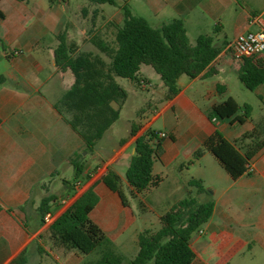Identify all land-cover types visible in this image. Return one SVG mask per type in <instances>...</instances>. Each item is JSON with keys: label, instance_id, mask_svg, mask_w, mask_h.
<instances>
[{"label": "crops", "instance_id": "0c3cea01", "mask_svg": "<svg viewBox=\"0 0 264 264\" xmlns=\"http://www.w3.org/2000/svg\"><path fill=\"white\" fill-rule=\"evenodd\" d=\"M122 1L135 3L137 15L152 26L180 18L188 38L212 34L221 48L198 76H180L179 89L170 98H164L162 81L152 87L147 79H140L144 85L129 79L125 88L128 97L119 118L90 148L53 107L73 82L72 73L59 71L53 59L65 12L53 11L52 5L48 11H41L37 0H0L4 14L0 18V264H11L20 254L26 257L24 264H52L45 263V257L57 263L59 259L70 264L81 261L80 251L66 248L50 236L49 225L88 188H93L99 198L89 217L119 253L137 245L140 231L159 229V217L190 191L200 201L214 202L212 214L199 228L201 232L197 230L190 237L194 252L190 264H264V147L251 159L254 170L237 178H232L208 150L194 157V151L216 129L233 143L264 118V82L252 91L237 75L243 64L264 66V52L237 58L228 47L238 33L257 30L264 24V0ZM93 8L98 10L97 16L108 21L122 20L118 6L112 10L99 5ZM215 27L218 31L214 33ZM81 31L85 34V29ZM84 42L87 50H78L98 52L89 40ZM138 89L147 90L151 98H142L141 105L125 111ZM227 97L251 107L253 102L248 99L255 98L260 102V118L250 116L242 124L208 118L206 110ZM158 118L169 129L161 152L153 160L152 174L158 183L132 193L124 177L125 166L134 153L135 139L153 129ZM132 123L139 127L130 135ZM123 138L125 142L120 143ZM78 153L84 155V166L74 180L69 159ZM108 170L120 175L127 205L102 182ZM170 176V188L163 198L154 197ZM190 179H200L207 193L197 194L188 185ZM64 180L72 181L71 189L64 186ZM47 194L56 196L49 204L50 223L44 222L39 211ZM162 203L164 207L159 208ZM147 211L153 215L148 217Z\"/></svg>", "mask_w": 264, "mask_h": 264}, {"label": "trees", "instance_id": "16d2710c", "mask_svg": "<svg viewBox=\"0 0 264 264\" xmlns=\"http://www.w3.org/2000/svg\"><path fill=\"white\" fill-rule=\"evenodd\" d=\"M91 4L109 3L118 6L122 12L121 23L108 22L115 28L112 40L106 39L99 31L88 32L89 42L98 52L78 50L74 41L68 40L66 30L57 34L58 43L53 50L54 64L59 71L69 70L73 82L53 104L54 109L71 128L82 138L86 147L94 148L107 129L119 118L128 92L116 77L128 78L141 85L138 72L141 65H150L160 76L165 87L164 98L175 95L179 89L180 76L194 78L216 57L221 46L214 41L212 34H199L193 42L187 36L184 21L173 18L162 21L159 26L144 17L134 14L127 1L88 0ZM86 8H82V13ZM98 10L93 11V16ZM4 14L0 9V18ZM218 31L215 27L214 33ZM108 58V60L105 57ZM241 83L249 90L264 82V66L243 64L237 72ZM219 88V87H218ZM252 107L248 103L240 105L233 97L211 105L206 110L210 119L244 123L251 116ZM1 122V119H0ZM139 124L132 123L130 135L135 134ZM264 118L258 125L241 135L235 142L223 137L217 129L206 137L194 151L200 157L205 150L210 151L232 178L247 172V163L264 147ZM164 137L147 129L134 141L132 153L125 166L124 177L137 193L148 186L156 185L158 178L152 174L155 156L161 152ZM125 138L120 143L125 142ZM248 140L247 142L244 141ZM84 155L70 157L73 179L82 173ZM112 191L119 194L122 203L127 205L121 189V177L114 170H108L101 178ZM70 180L64 186L71 189ZM190 187L197 194L207 193L200 179H190ZM55 195H44L39 204L42 215L48 212L49 204ZM93 188L85 190L67 209L49 225L50 236L66 248H74L83 254L98 250V257L85 264H190L194 252L190 247L191 235L206 222L212 214L214 202L200 201L190 191L187 196L176 201L160 219V228L143 230L137 236V252L126 259L116 252L112 241L89 217L98 202ZM26 257L20 254L11 264H24Z\"/></svg>", "mask_w": 264, "mask_h": 264}, {"label": "rangeland", "instance_id": "374dc122", "mask_svg": "<svg viewBox=\"0 0 264 264\" xmlns=\"http://www.w3.org/2000/svg\"><path fill=\"white\" fill-rule=\"evenodd\" d=\"M40 5L41 11H48L49 6L52 5L53 11H64L66 14V19L64 20V25L62 30H66L68 34V38L78 45V47L81 48V50H87V45L84 41H87L88 39V32L90 31H99L102 36H104L108 40H112L114 36L115 28L112 25H108V20L104 16H93V7L94 5L91 4L88 0H37ZM119 3H122V0H117ZM86 8V12L82 13V8ZM99 7L103 8L104 10H112L115 8L114 5L109 3L100 4ZM131 11L134 14H138L137 5L135 3H130L129 5ZM4 8L6 10L9 9L7 5H4ZM118 19V18H117ZM113 19L110 20L114 23H121L120 19ZM81 29H85V34L82 33ZM190 41H194V37L190 35L189 37ZM105 57V56H104ZM107 60L108 58L105 57ZM234 74V73H233ZM138 77L147 79L150 86H156V84L161 82L160 76L155 72V70L150 65H141L140 70L138 72ZM181 79H189L186 75H182ZM117 82L123 86L124 88H127L128 86V78L123 77H116ZM253 95V94H252ZM147 97L148 99L151 98V95L148 93L147 90L144 89H138V95L134 98H131L125 107V111L130 110L134 106H138L142 104V98ZM240 100V99H239ZM242 100V99H241ZM249 102L252 103V114L251 117L253 119H259V114L261 113L260 108V102H256L255 98L248 99ZM256 102V103H255ZM242 105V104H240ZM143 108H146V106H143ZM151 116V114H149ZM153 129L157 132H164L167 134L169 129L165 126V124L162 121V118H158L154 124ZM186 138L185 136H183ZM181 136V138H183ZM168 139V138H167ZM185 165H187V161L185 162ZM120 172L123 173L124 169L123 167L119 168ZM177 171V170H176ZM171 176L168 178V180H165V182L162 184L161 188L155 192L154 197H157L158 199L163 198V194L169 190V184L171 183ZM124 191L126 193V196L129 198L128 193L126 191L125 186ZM183 198L187 196L186 193H183ZM165 203L160 204L159 208H163ZM153 215V212L147 211V216L150 217ZM134 227H132V230ZM117 252V251H116ZM137 252V245L127 246L124 251L120 252L126 259L132 258ZM119 253V252H118ZM82 258L81 261L79 259L75 260L74 264H85L87 261L94 260L98 257V250H94L91 253L88 254H81ZM45 263H52V264H70L68 261H64L63 259H59V262H55L51 260V258L45 257ZM35 264V263H30Z\"/></svg>", "mask_w": 264, "mask_h": 264}, {"label": "built area", "instance_id": "2783aa9c", "mask_svg": "<svg viewBox=\"0 0 264 264\" xmlns=\"http://www.w3.org/2000/svg\"><path fill=\"white\" fill-rule=\"evenodd\" d=\"M229 49L233 55L237 58L260 54L264 52V24L260 26L259 29L254 31H246L238 33L233 40L229 43ZM141 85H144L141 82ZM159 137H166V133L158 132ZM247 172H252L254 170L253 162L250 160L247 163ZM45 223H50L52 221V213L50 211L46 212L43 216ZM198 232H201L198 229Z\"/></svg>", "mask_w": 264, "mask_h": 264}]
</instances>
